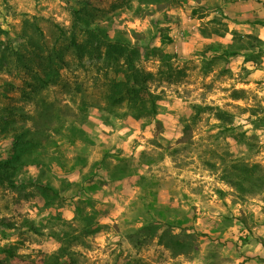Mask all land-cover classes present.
<instances>
[{"label": "rangeland", "instance_id": "obj_1", "mask_svg": "<svg viewBox=\"0 0 264 264\" xmlns=\"http://www.w3.org/2000/svg\"><path fill=\"white\" fill-rule=\"evenodd\" d=\"M73 10L131 44L157 113L109 105L104 49L36 90L3 59L0 264H264V0H0V51L47 56Z\"/></svg>", "mask_w": 264, "mask_h": 264}, {"label": "trees", "instance_id": "obj_2", "mask_svg": "<svg viewBox=\"0 0 264 264\" xmlns=\"http://www.w3.org/2000/svg\"><path fill=\"white\" fill-rule=\"evenodd\" d=\"M72 15L73 23L70 29L67 30L60 26L57 27L59 30V36L52 43L51 47L46 48L48 54L47 56L41 57L40 55L41 50H44L46 53L44 47H34L32 48L33 50L31 53L29 52V54L25 55L26 53L22 51L20 46V48H10L9 50L0 51V62L3 61V59H10L12 63L16 62L15 64H17V66L19 67L15 68H19V70H23L26 73L30 80L29 85L36 90L37 88L43 89L46 86L50 87L52 84L57 83L58 79L61 78L60 70L62 68L67 69L69 65L64 58V50L73 49L76 52V59L83 60L86 56H88V58H91L94 56L95 52H100L104 49L105 55H107L108 58H112L111 64L116 68H120L121 71L118 72H123L124 74V78L122 80L114 81V91L113 93H110L108 97L109 105L113 107L126 106L128 109H130V111L134 112L133 118L136 120H153L157 113V102L155 96L150 92L148 87L139 80L141 75L140 71L134 65L133 60L129 58V48L131 47V44L122 42L121 40L113 41L108 37V35L102 33L101 31H98L95 28H92V26L95 24V21L91 19V14L88 11L73 10ZM257 24L264 26V22H258ZM79 34L89 36V38L93 39L94 42L98 43L97 46L88 53L86 51V42L80 43L78 41L77 36ZM22 38L23 40H26L25 36H23ZM170 42L171 39H166L164 40V42L162 41V43ZM31 56L46 62L44 65L47 66H45L46 68L42 70L43 73L41 75L33 69H30V60L28 58H31ZM101 56L102 55H100V57ZM121 60H124V66L120 64ZM125 66L126 69L123 68ZM193 109L201 110V107L195 106ZM217 110L220 111L219 108H217ZM21 142L23 144H28L27 140ZM29 142L33 143L34 146L38 145L33 137L31 138V140H29ZM244 168L246 171H248V175L246 174V172H244V170H242V167H240L239 165L232 166V176H236V172H238L239 174L248 177L249 172L256 169H251L250 167ZM0 177L12 184L10 178L7 175H0ZM36 186L39 187L42 191L47 190L53 193L55 196H59V193L49 185L36 184ZM156 224L158 223H150L144 225L141 230H150L151 227L156 226ZM29 225L33 227V224L29 223ZM166 227L167 229H171L173 227L181 228L182 224L180 222L176 223L175 225L169 223V225L166 224ZM165 231L166 230H162L160 239L164 238ZM176 244L180 245V243L178 242ZM10 254L14 255L12 251H10Z\"/></svg>", "mask_w": 264, "mask_h": 264}]
</instances>
